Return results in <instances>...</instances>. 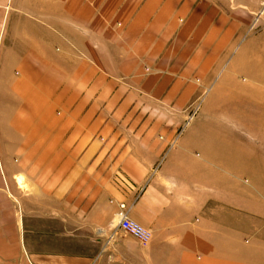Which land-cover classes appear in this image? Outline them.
Instances as JSON below:
<instances>
[{"label": "crops", "instance_id": "1", "mask_svg": "<svg viewBox=\"0 0 264 264\" xmlns=\"http://www.w3.org/2000/svg\"><path fill=\"white\" fill-rule=\"evenodd\" d=\"M245 33L233 0H0L2 195L19 214L0 264H264V206L218 222L236 200L216 182L204 221L201 173L186 205L167 172L189 150L137 101L169 103ZM124 208L152 234L145 255L124 254Z\"/></svg>", "mask_w": 264, "mask_h": 264}, {"label": "rangeland", "instance_id": "2", "mask_svg": "<svg viewBox=\"0 0 264 264\" xmlns=\"http://www.w3.org/2000/svg\"><path fill=\"white\" fill-rule=\"evenodd\" d=\"M233 1L236 12L246 11V33L234 52L230 50L211 71H204L202 79H193V86L178 91L171 88L169 103L164 102L166 97L152 100L141 92H137V101L139 112L153 115L148 121L151 127L159 133L167 130L172 142L182 138L183 147L189 150H178L167 169L176 174L180 190L187 194L186 205L193 174L199 171L203 177L202 219L210 223L214 218L205 196L214 193L211 185L218 182L220 193L229 192L236 204L230 215L220 212L215 217L218 222L243 226L246 219L254 221L249 211L264 206V0ZM229 160L234 167L226 164ZM156 167L155 173L162 171L161 161ZM231 173L235 176L227 182L225 177ZM2 187L0 168V252L12 255L19 240V214L8 202L4 204ZM119 233L127 245L124 254L145 255L146 246L124 231Z\"/></svg>", "mask_w": 264, "mask_h": 264}, {"label": "built area", "instance_id": "3", "mask_svg": "<svg viewBox=\"0 0 264 264\" xmlns=\"http://www.w3.org/2000/svg\"><path fill=\"white\" fill-rule=\"evenodd\" d=\"M129 212L130 209H122V211L117 216L118 222L116 228L124 231L127 234H130L142 245L146 246L152 239V235L148 230L133 222L129 216Z\"/></svg>", "mask_w": 264, "mask_h": 264}]
</instances>
